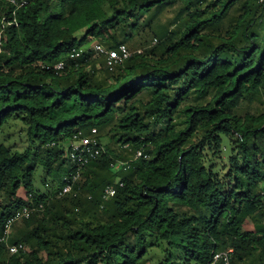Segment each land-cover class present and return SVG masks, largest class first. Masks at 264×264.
I'll list each match as a JSON object with an SVG mask.
<instances>
[{
  "label": "trees",
  "instance_id": "16d2710c",
  "mask_svg": "<svg viewBox=\"0 0 264 264\" xmlns=\"http://www.w3.org/2000/svg\"><path fill=\"white\" fill-rule=\"evenodd\" d=\"M93 40L143 47L69 57ZM95 127L104 151L60 196ZM24 207L8 242L27 249L0 241V264H264V0H0V235Z\"/></svg>",
  "mask_w": 264,
  "mask_h": 264
},
{
  "label": "built area",
  "instance_id": "2783aa9c",
  "mask_svg": "<svg viewBox=\"0 0 264 264\" xmlns=\"http://www.w3.org/2000/svg\"><path fill=\"white\" fill-rule=\"evenodd\" d=\"M11 3L17 5L18 7L24 5L26 0H8ZM93 43V42H91ZM92 47L97 54H105L107 58V65L110 69L114 68L117 64L122 63L124 60L133 55V51L129 49L127 44H120L118 49H109L106 48L103 44L95 42L91 46H82L81 48H73L69 53V57L72 59L79 58L88 48ZM141 50H137L136 53H141ZM41 65L47 69L54 68L57 71H60L65 68L66 61L60 60L57 63H41ZM98 130L93 128L90 135H83L81 131L74 134L71 143L68 148L69 159L72 164V171L69 175L65 177L66 184L60 191L59 195L64 196L74 191L75 186L78 185L82 177L83 169L93 160L97 159L102 152L104 147L97 137ZM129 144L125 145L128 147ZM148 157L145 154L144 150L138 149L134 159L140 157ZM112 166L115 169H124L128 170L131 168V161L125 160H116L112 163ZM119 184L123 186V182L120 181ZM117 192L116 185H108L104 190V197L110 198L114 196ZM40 209H44V205L40 204ZM34 208L24 207L19 214L11 216L7 222L4 229V233L0 235V241L6 242L10 253L16 254L21 250H26L27 246L23 242L10 244L8 241L12 234L13 225L22 217H29ZM233 249L227 250H218L214 252L213 259L208 264H232Z\"/></svg>",
  "mask_w": 264,
  "mask_h": 264
},
{
  "label": "rangeland",
  "instance_id": "374dc122",
  "mask_svg": "<svg viewBox=\"0 0 264 264\" xmlns=\"http://www.w3.org/2000/svg\"><path fill=\"white\" fill-rule=\"evenodd\" d=\"M181 6H182V2H180V1H176L173 4L165 6L164 9H163V13L161 15H158L156 24L158 25V23H159L160 26H162L164 24H167L168 21L175 19L176 16L178 15V13L180 12V7ZM171 22H173V21H171ZM157 27H159V25L158 26L155 25V29H157ZM153 36L154 35L151 34V37L150 36L144 37L145 41H149V42H147L148 45L152 44V41H153V38H154ZM81 37H82V34L79 36V39ZM91 42H93V43H91ZM91 42L90 41L87 42L85 44V46H91L96 41L93 40ZM125 44L129 45V47L131 49H137V48L143 47V45L139 46L138 44H134L132 42L131 43L125 42ZM244 107H245V110H250L251 112H258L257 107L255 105L250 104V103H247ZM21 129H22L21 125L12 127L10 129V131H11L10 135H12L13 138H15V140L17 141V145L16 146L19 149H24L25 146H26V143H25L24 139H21V137H20V135H22L24 133V131H21ZM40 178H41V183H42V176H40ZM38 179H39V177H38ZM38 179H37V181H38ZM51 184H52V182H51ZM54 186L56 187V185H54ZM39 187L42 188V190H46V188L43 187L42 185H39ZM50 190H51L50 191L51 193L55 191V189L52 188V187L50 188ZM13 230H14V225H13L12 232H13Z\"/></svg>",
  "mask_w": 264,
  "mask_h": 264
}]
</instances>
